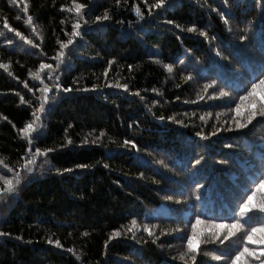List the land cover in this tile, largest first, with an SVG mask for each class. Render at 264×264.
Instances as JSON below:
<instances>
[{
    "label": "trees",
    "instance_id": "trees-1",
    "mask_svg": "<svg viewBox=\"0 0 264 264\" xmlns=\"http://www.w3.org/2000/svg\"><path fill=\"white\" fill-rule=\"evenodd\" d=\"M156 3L0 0V264H264V0Z\"/></svg>",
    "mask_w": 264,
    "mask_h": 264
},
{
    "label": "snow or ice",
    "instance_id": "snow-or-ice-1",
    "mask_svg": "<svg viewBox=\"0 0 264 264\" xmlns=\"http://www.w3.org/2000/svg\"><path fill=\"white\" fill-rule=\"evenodd\" d=\"M73 2L75 3V0H73ZM117 2H119V0H117ZM164 0H157V3L155 5V7H160L163 4ZM83 7V5L80 4H76V12L77 14L80 13V9ZM27 9L25 8V11ZM69 11H72V9H68ZM135 13L137 15V17L142 18V13L140 11L139 7L135 8ZM101 19H109L108 16V12L107 10L105 11L103 17L97 16L96 20L99 21ZM27 23L31 24L32 23V17L28 16L27 17ZM225 23H227V20H225ZM5 28H8L7 23L5 22L4 24ZM76 28H79V24H75L73 25V35H78V33L75 31ZM11 30V29H10ZM194 29L190 28L189 31H193ZM16 36H19L22 40L25 41V43L28 44H32L31 40H27L25 37L22 36L21 33L16 32ZM241 39H243V37H241ZM9 43H11V41H9ZM72 41L69 40L68 44H71ZM67 45L61 43L60 47L61 49L65 48ZM33 47H38V45H33ZM219 54V53H218ZM59 55H63V53H60ZM111 63V62H110ZM58 66V65H57ZM7 65L0 63V68H4L5 70H7ZM51 65H46V64H41L40 68L44 69V68H49L51 69ZM168 71H171V66L166 65L165 66ZM34 78L39 79L38 75H35ZM41 83H43V81H41ZM214 83V82H213ZM259 85H264V78H260L259 79ZM257 84L253 83L252 84V91L254 92L255 89L257 88ZM25 87H27V85H25ZM126 87V86H125ZM45 92L48 91L47 88L44 89ZM65 91H67V89H65ZM249 95H251V92L248 93ZM137 95H139V93H137ZM221 95H226L225 93L221 92ZM47 99V97H45V100ZM240 99L243 101L244 99H246L245 96H241ZM21 101L23 102V97H21ZM239 107V106H237ZM40 111H43V104H41V108ZM261 115H264V109H262ZM33 115L35 116V113H33ZM36 119L38 120L39 117H36ZM251 121V117L249 118V122ZM241 127H243V125H240ZM32 131H34V128L32 126L31 123L27 124L23 129H21V132L25 134V136H28ZM130 143L129 141H125V144ZM29 144L31 145V140L29 139ZM133 147H135V145H133ZM29 152H32L31 147L28 149ZM51 151V149H47L45 151H41L39 148L35 149V152L32 155V158L27 160V162L25 164H23L21 167L23 169V171L25 173H31L33 171V167L32 165L35 164V158L37 156H47V153ZM0 163H2V161H0ZM161 163H163L161 161ZM196 163H199V161H196ZM106 166V165H105ZM83 167V166H82ZM9 171H11V169H9ZM14 177H15V183L13 184L11 180H5V183L7 185L6 188L4 189H0V199L3 198V196L5 194H11L14 193L15 191H17V186L21 183L22 179L24 178L20 172H16L14 173ZM261 189H264V179H260L259 182L256 184V191H259ZM252 195H255V192L252 193ZM252 195H247V199L243 201V203H241L239 205V212L234 214V216L232 217V223L228 224V225H215V227H227L228 231L226 232V234L224 235V240H227L230 236H235L237 232H240L242 229L244 230L243 235L239 238L241 241L244 240H250L252 237V233L257 231V228L252 226V222H253V217L248 215V211L251 209V205H250V201L252 200ZM199 198V197H197ZM259 208V213H264V202H261L258 205ZM255 222L260 223L261 225H264V220H257ZM133 224H135V221L132 222ZM196 223L199 224L201 223L199 217H197L196 219ZM247 225V228H245V226ZM193 227V235H190L187 237V244H186V251L181 253V259H184L185 256H188L193 262L196 260V252L197 249L193 247V241H194V237H195V225H192ZM145 231L149 232V235H152L151 231L148 229L147 226H145L144 228ZM178 231V230H177ZM0 235H2V233H0ZM214 236H219L218 233H213ZM50 244L53 243V241L49 240L48 241ZM57 244V246L59 245V241L57 240L55 242ZM221 243H223V241H221ZM69 251H72L71 249H69ZM248 252V248L247 245L244 243H240L237 244L236 249L234 251V254L230 257L231 260V264H235V261L237 259H239L241 256H243L245 253ZM217 259H220V257H217Z\"/></svg>",
    "mask_w": 264,
    "mask_h": 264
},
{
    "label": "bare ground",
    "instance_id": "bare-ground-1",
    "mask_svg": "<svg viewBox=\"0 0 264 264\" xmlns=\"http://www.w3.org/2000/svg\"><path fill=\"white\" fill-rule=\"evenodd\" d=\"M49 52H50V50H49ZM52 52H53V51H52ZM51 57H52V56H51ZM40 58H41V57H40ZM33 61H34V60H33ZM38 62H39V61H38ZM40 63H41V61H40ZM54 63H56V62H54ZM32 64H33V63H32ZM37 64H38V63H37ZM48 64H49V63H48ZM48 64H47V65H48ZM38 66H39V65H38ZM51 66H53L52 63H51ZM35 69H36V68H35ZM35 69H34V70H35ZM13 70H14V69H13ZM38 70H39V69H38ZM14 72H15V70H14ZM49 76H50V75H49ZM56 76L58 77L57 74H56ZM83 87H84V86H83ZM79 88H80V87H79ZM158 105H159V104H158ZM160 110H161V109H160ZM158 111H159V110H158ZM168 114H169V113H168ZM163 118H164V117H163ZM166 121H167V120H166Z\"/></svg>",
    "mask_w": 264,
    "mask_h": 264
}]
</instances>
